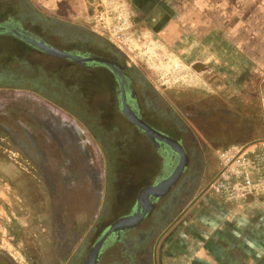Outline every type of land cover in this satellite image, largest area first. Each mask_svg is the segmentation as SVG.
I'll list each match as a JSON object with an SVG mask.
<instances>
[{
  "label": "rangeland",
  "instance_id": "1",
  "mask_svg": "<svg viewBox=\"0 0 264 264\" xmlns=\"http://www.w3.org/2000/svg\"><path fill=\"white\" fill-rule=\"evenodd\" d=\"M65 6L49 12L34 0H0V23L37 34L40 19L68 17ZM135 6L93 0L78 23L107 39L106 28L124 29V58L207 149L211 164L196 193L212 194L208 185L222 168L218 150L264 138V67L196 72L160 40L167 15ZM59 83L33 49L0 34V254L8 264H83L104 227L131 210L159 170L143 136L110 118L101 95ZM258 132L263 137L251 140ZM135 236L109 239L98 264H137L129 253Z\"/></svg>",
  "mask_w": 264,
  "mask_h": 264
},
{
  "label": "crops",
  "instance_id": "2",
  "mask_svg": "<svg viewBox=\"0 0 264 264\" xmlns=\"http://www.w3.org/2000/svg\"><path fill=\"white\" fill-rule=\"evenodd\" d=\"M34 1L49 12L66 4L68 17L54 13V18L80 24L82 10L93 0ZM129 1L141 10L153 8L167 15L160 40L196 72L211 65L242 73L249 68L262 71L264 0ZM36 56L49 62L46 56ZM253 150L263 155L259 171L251 176L256 178L264 174V138L245 153ZM196 192L172 216L174 223L158 231L146 254L149 264H264V190L242 199Z\"/></svg>",
  "mask_w": 264,
  "mask_h": 264
},
{
  "label": "flooded vegetation",
  "instance_id": "3",
  "mask_svg": "<svg viewBox=\"0 0 264 264\" xmlns=\"http://www.w3.org/2000/svg\"><path fill=\"white\" fill-rule=\"evenodd\" d=\"M0 25L20 31L55 51L78 56L72 60L63 55L47 54L11 35L17 38L22 46L27 45L49 59V71L58 78L60 85H72L73 89H80L85 95H101L102 99L110 105V118L127 122L132 130H136L143 136L150 156L154 154L158 159L151 165L156 164L159 167L151 183L145 186H152L167 178L174 171L180 159L185 162L183 170L169 191L155 199L153 207L147 209L148 212L137 225L130 229H123L109 237V239L116 237L114 240L117 241L122 239L125 231L135 233L136 236L130 243L129 253L133 255L132 257L137 258L138 256L135 263L144 264L143 255L149 253L152 246L151 241L157 236L158 231L170 221V224L174 223L172 216L175 210L182 206L185 199L190 197L195 190L197 191L206 179V169L211 162L206 156L207 149L204 144L188 125L178 119L175 114L167 111L165 105L160 104L159 97L141 72L131 67L121 50L107 38L95 35L94 31L80 24L58 18L43 21L40 19L37 24V29H39L37 34L11 23H0ZM44 33H47L46 36L43 35ZM96 57L100 60L91 61ZM138 120L144 121L161 134L154 131L146 134L135 125V121ZM159 136L177 141L183 150L182 156L160 140ZM136 200L131 210L120 217L129 216L135 212ZM142 208L140 204L138 210L141 211ZM108 226L104 227L102 233ZM109 239L101 254L108 245ZM0 264H8L7 258L2 254H0Z\"/></svg>",
  "mask_w": 264,
  "mask_h": 264
},
{
  "label": "built area",
  "instance_id": "4",
  "mask_svg": "<svg viewBox=\"0 0 264 264\" xmlns=\"http://www.w3.org/2000/svg\"><path fill=\"white\" fill-rule=\"evenodd\" d=\"M109 41L118 49L128 47L129 36H125L122 28H106ZM250 144V145H254ZM250 145H232L224 150H218L222 168L218 175L208 185L211 193L223 195L229 199L244 198L251 193L264 190V174L252 178L259 171L263 155L255 150L245 153Z\"/></svg>",
  "mask_w": 264,
  "mask_h": 264
},
{
  "label": "water",
  "instance_id": "5",
  "mask_svg": "<svg viewBox=\"0 0 264 264\" xmlns=\"http://www.w3.org/2000/svg\"><path fill=\"white\" fill-rule=\"evenodd\" d=\"M0 34L13 35V36H15L17 38H20L21 40H24L25 42H27L31 46L36 47V48L44 51L47 54L63 55L66 58H69V59H72V60H74V59H76L78 57V56L77 57L72 56L70 54H65L62 51H55L52 48L46 46L45 44L37 42L34 38H32V37L20 32V31L8 28V27L3 26V25H0ZM96 60L98 61L100 59L97 58V57L91 59V61H96ZM135 125L140 130L145 132L146 134H149L152 131H154L155 133H157L159 135L161 134V133L155 131L154 129H152L147 123H145L142 120L135 121ZM162 136H164V135L162 134ZM158 138L160 140L164 141L168 146H170L173 151L175 150L177 153H179L182 156L183 150H182L181 146L179 145V143L177 141L172 140V139L167 138V137H160L159 136ZM184 165H185V162H183L182 159H180V161L176 165L174 171L167 178L162 179L161 181H159L158 183H156V184H154L152 186H144L140 190L138 199L136 200L137 203H136L135 212L133 214L129 215V216H127V215L126 216H122L119 219H117L116 221H114L113 223H111L105 229V231L102 233V235L99 237V239H97V241L94 243L93 247L88 252V254L86 256V259L84 260L83 264H88L89 256H90V254L93 251L95 252L94 264H98L100 254H101V252H102V250H103V248H104V246H105V244L107 242V239H109V237L112 234H114V233L120 232L123 229H130V228L134 227L135 225H137V223H139L142 220V218L148 212V210L143 211V212L138 210L139 207H140V199H141V195H142L143 191H145L147 189H150V188H158L159 186H161L162 183H165L166 186H164V188L161 191H157V193H154L152 195L151 200H150V205L153 207L155 199L160 197L164 193L166 194L169 191V189L174 184L175 180L177 179V177L179 176V174L183 170ZM125 219L130 220V221L135 219L134 220L135 222L133 224H131V225H127L126 223H121V221H123Z\"/></svg>",
  "mask_w": 264,
  "mask_h": 264
},
{
  "label": "bare ground",
  "instance_id": "6",
  "mask_svg": "<svg viewBox=\"0 0 264 264\" xmlns=\"http://www.w3.org/2000/svg\"><path fill=\"white\" fill-rule=\"evenodd\" d=\"M164 186H166L165 183H162L161 186H159L158 188H150V189L143 191L141 195V199H140V204L143 207L141 212L147 209H151L152 206L150 205V200H151L152 195L154 193H157V191H161L164 188ZM134 220L130 221V220L125 219L121 221V223H126L127 225H131L135 222ZM94 260H95V252L93 251L89 256L88 264H94Z\"/></svg>",
  "mask_w": 264,
  "mask_h": 264
},
{
  "label": "trees",
  "instance_id": "7",
  "mask_svg": "<svg viewBox=\"0 0 264 264\" xmlns=\"http://www.w3.org/2000/svg\"><path fill=\"white\" fill-rule=\"evenodd\" d=\"M259 117V116H258ZM256 118L255 120H254V122H256V123H260V121H261V119L260 118ZM259 133V132H258ZM261 137H263V135H262V133L260 134H257L256 136H254V137H252V139L251 140H253V139H258V138H261ZM249 138V137H248Z\"/></svg>",
  "mask_w": 264,
  "mask_h": 264
}]
</instances>
